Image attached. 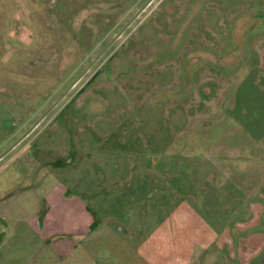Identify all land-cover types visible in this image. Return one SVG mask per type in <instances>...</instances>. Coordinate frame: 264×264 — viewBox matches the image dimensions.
<instances>
[{"label": "rangeland", "instance_id": "374dc122", "mask_svg": "<svg viewBox=\"0 0 264 264\" xmlns=\"http://www.w3.org/2000/svg\"><path fill=\"white\" fill-rule=\"evenodd\" d=\"M158 1L55 105L138 5L0 0V264H264V0Z\"/></svg>", "mask_w": 264, "mask_h": 264}, {"label": "crops", "instance_id": "0c3cea01", "mask_svg": "<svg viewBox=\"0 0 264 264\" xmlns=\"http://www.w3.org/2000/svg\"><path fill=\"white\" fill-rule=\"evenodd\" d=\"M40 184H41L40 185L41 186L40 193H41L42 201L45 203V201L47 200V203H45L46 204V206H45L46 213L42 218V220L44 221L43 222L44 227L41 230L43 234L45 233L46 236H50L51 234L59 235V236L65 238V240H64L65 242H70L69 240H72L75 238H81L83 235L85 237L89 236V235H95V233L90 232V230L87 233V227L91 225V222H90V217L87 215V212L83 209H81L79 214L76 215L77 218L79 215L85 217V219L81 222L78 221V223H77L76 221H74V222H69V223L65 222V223L61 224L58 220H55V218H53L52 216L54 214L59 215V213H56V212H63L64 217H67L65 215V212H67L70 214V218L73 219L72 213H71L73 210L72 205L77 206V204L73 203L72 200H70L69 198H64L62 196V194L60 193V191H58V187H52L50 184H47L46 181L41 182ZM16 186H17V184H16ZM51 188H53V189L51 190ZM11 191H13L12 186L8 187V188L0 187V197L6 195V193H10ZM20 193L21 192H18V193L15 192V194H20ZM45 194L48 197V199H47V197L45 198ZM28 197H32L34 199H37L35 197V195L23 193L22 196L20 194L18 201L16 200V201L10 202L8 204L4 203L0 207L2 209V206H3V210L5 209V211H9V210H6V208L9 207V208H11V210L9 212L12 213V211L14 209V205L16 203L20 202V198H21V201L23 202V200L27 199ZM43 198H44V200H43ZM49 200H53V201H49ZM38 201H37V203H38ZM54 203H57V206L52 205ZM40 204H41V202H40ZM62 205H64V206H62ZM2 217H4V213H2ZM86 240L89 241L90 239H86Z\"/></svg>", "mask_w": 264, "mask_h": 264}, {"label": "flooded vegetation", "instance_id": "af4514ba", "mask_svg": "<svg viewBox=\"0 0 264 264\" xmlns=\"http://www.w3.org/2000/svg\"><path fill=\"white\" fill-rule=\"evenodd\" d=\"M102 2V8L100 10V19L98 20L97 18L94 17V21L96 24H98L99 26L106 28L108 25H112L113 27L116 26L115 23V17L114 16H120L122 14H124L126 11H129L131 8L135 7L136 5H138V8L135 10V12H133V14L131 15V17L125 22V24H123L118 30H116L117 32L112 36V38L105 44V46L99 51V53L97 55L94 56V58H92L85 67H83L81 69V71L72 79V81L68 84L69 88L60 96V98H57V102L55 103V105L59 104V102H61L64 97L79 83L80 80H82L84 78V76L87 75V73L89 72V70H91L92 68L95 67V65L97 63H99L101 61V59L104 57V55L108 52V50L115 44V42H117L119 40V38L124 34V32L126 30H128V28H130V26L148 9L152 6V4L156 1V0H100ZM164 1V0H163ZM162 0H159L158 3L155 5L156 6H160L161 3L163 2ZM90 15H94V4L93 2L90 3ZM172 10V6L170 7V9H166L165 11L170 12ZM139 13V15L136 17V15ZM136 17V18H135ZM91 18V17H90ZM135 18V19H134ZM110 19V20H109ZM134 19V20H133ZM91 20V19H90ZM93 21V20H91ZM132 21V23L130 24V26L122 33V35L117 38L116 40L115 37L125 28V26H127L130 22ZM118 25V24H117ZM91 78L87 79L85 82V85H88L87 83L90 82ZM46 117L43 116L42 118H40V123L44 120V118ZM36 121L35 124L38 122ZM39 123V124H40ZM34 124V125H35ZM38 124V125H39ZM34 125L31 127L33 128ZM37 125V126H38ZM30 128V129H31ZM37 128V127H36ZM35 128V129H36ZM29 129V130H30ZM28 130V131H29ZM28 131H26L25 133H27ZM34 131V130H33ZM32 131V132H33ZM31 132V133H32ZM30 133V134H31ZM29 134V135H30ZM24 135V134H23ZM28 135V136H29ZM27 136V137H28ZM26 137V138H27ZM25 138V139H26ZM20 139V138H19ZM18 139V140H19ZM24 139V140H25ZM16 140V142L18 141ZM23 140V141H24ZM22 141V142H23ZM15 142V143H16ZM21 142V143H22ZM14 143V144H15ZM20 143V144H21ZM13 144V145H14ZM11 145V146H13ZM9 146L8 148H6L5 152L11 147ZM18 147V146H17ZM16 148V147H15ZM14 148V149H15ZM13 149V150H14ZM12 150V151H13ZM11 151V152H12ZM3 152V153H5ZM11 152H9L6 156H8ZM2 153V154H3ZM1 154V153H0ZM1 154V155H2ZM0 155V156H1ZM5 156V157H6ZM4 157V158H5ZM3 158V159H4ZM1 159L0 162L3 160Z\"/></svg>", "mask_w": 264, "mask_h": 264}, {"label": "water", "instance_id": "95a60500", "mask_svg": "<svg viewBox=\"0 0 264 264\" xmlns=\"http://www.w3.org/2000/svg\"><path fill=\"white\" fill-rule=\"evenodd\" d=\"M139 15V13L136 15V17ZM135 17V18H136ZM134 18V19H135ZM133 19V20H134ZM132 23V21L127 25L125 26V28L115 37L114 40H116L117 38H119L122 33L130 26V24ZM40 123V121H38L33 128H31L27 133H25L13 146H11L5 153H3L1 156H0V160L3 159L9 152H11L16 146H18L36 127L37 125Z\"/></svg>", "mask_w": 264, "mask_h": 264}]
</instances>
